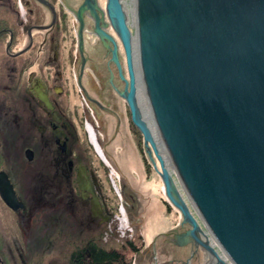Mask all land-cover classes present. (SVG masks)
Here are the masks:
<instances>
[{"label":"water","instance_id":"1","mask_svg":"<svg viewBox=\"0 0 264 264\" xmlns=\"http://www.w3.org/2000/svg\"><path fill=\"white\" fill-rule=\"evenodd\" d=\"M90 2L85 0L96 29L114 43L119 67L116 43L100 29ZM130 5L134 34L122 0L105 3L126 58L128 79L119 67L121 96L165 200L180 215L175 228L160 233L170 243L159 236L155 245L171 258L190 249L182 264L195 254L192 264L205 257V264H264V0ZM134 52L151 122L137 101ZM168 166L175 168L188 202ZM78 182L83 187L80 176Z\"/></svg>","mask_w":264,"mask_h":264},{"label":"flooded vegetation","instance_id":"2","mask_svg":"<svg viewBox=\"0 0 264 264\" xmlns=\"http://www.w3.org/2000/svg\"><path fill=\"white\" fill-rule=\"evenodd\" d=\"M90 5L128 79L105 5ZM114 48L85 0H0V264H78L82 248L101 246L108 234L116 210L112 150L124 157L131 141L144 164ZM118 189L128 199L124 181ZM57 241L68 251L65 263L47 259Z\"/></svg>","mask_w":264,"mask_h":264},{"label":"rangeland","instance_id":"3","mask_svg":"<svg viewBox=\"0 0 264 264\" xmlns=\"http://www.w3.org/2000/svg\"><path fill=\"white\" fill-rule=\"evenodd\" d=\"M98 1L103 6L106 3V0H98ZM122 1L125 2V6L127 8L128 21L129 23H132L133 20H132L130 0H122ZM111 26L112 24L109 27ZM112 29H114L113 26ZM131 136L134 139L135 143L139 142L140 147L142 149V156L143 158L145 157L147 159L148 164L150 165L149 176L146 179L143 173H141V175H138L137 172L134 173L135 176L134 179H136V181L138 182L137 183L138 185L137 184L136 185L140 188V191H142L143 195L141 194V196H138V202L136 205H133V207L130 206L132 205L130 200L125 199L127 196L125 197L124 195H121L122 196L121 197L115 194L113 199L114 203L116 204L115 214L113 216V219L109 223V226L104 227L106 230H108V234L104 235V237H102L99 240L100 241L99 244L105 248L118 249L125 257V261L127 264H163V262H165L166 260L171 259V256L164 255L162 250L155 245V238L159 237L161 235L160 233L162 232L166 233L169 230L175 228L180 222V215L177 212V210L169 204L170 206L169 211H167V215L164 218H162V220L153 221L152 217L146 216L148 215V211L144 212V209L146 208V206L149 205V201H148L150 198L149 195L151 196L159 195L163 199H165V196L162 190V183L159 178V175L153 170V167L149 159L147 158L145 148L143 145L142 134L140 132H137L136 135H131ZM134 166H136V164ZM116 174L117 173L115 172L114 178L118 182V185H120L121 177L117 176ZM131 190L134 191L136 190V188H134L133 186V189L131 188ZM127 191L129 192V190ZM152 198L154 199L155 197ZM121 200L124 203V208H123L124 212H122L121 210L120 213L118 205L121 202ZM144 203H146L147 205L145 204L144 206ZM158 229L159 232H156L158 231ZM145 230L148 231L151 230L150 233H154V234L149 239H146L144 238L143 235V233H145ZM127 240L132 241L133 245L137 248L136 251H133L131 249V247L127 243ZM53 249H54L52 252L53 255L50 256L45 255L47 256V259L56 257L58 261H63L65 263L67 258L65 253H68L67 249H64V246L58 241L56 244H54ZM37 257L38 256H36L33 259V261H37L38 259ZM43 261H44L43 264H48L47 260L43 259ZM170 262L172 263V261Z\"/></svg>","mask_w":264,"mask_h":264},{"label":"crops","instance_id":"4","mask_svg":"<svg viewBox=\"0 0 264 264\" xmlns=\"http://www.w3.org/2000/svg\"><path fill=\"white\" fill-rule=\"evenodd\" d=\"M123 147L125 148L124 157H122V155L121 156L118 155V153H116L115 150L114 151L112 150V156L114 158V163L117 166L115 167L114 171L122 175V179L120 181L121 182L124 181L126 183V186L128 187L129 192H132L130 193L129 200L132 205H136L138 202V196H141L142 191H140V188L137 186L138 182L136 181V179H134L135 177L134 173L137 172L138 175H141V173H143L146 179L148 178V176L145 172L144 165L141 162L137 154V150L133 142L125 143ZM135 164L136 166H134ZM133 186L134 188H136V190H134L135 192L131 190V188L133 189ZM149 197H150L148 200L149 205L146 206V208L144 209V212L148 211V215L146 216L152 217L153 221L160 220L161 218L165 217L167 215V210H166L164 203L161 200V197L159 195L157 196L149 195ZM152 197H155V198L153 199ZM145 204L146 203H144V206ZM150 231L151 230L149 231L145 230V233H143L144 238L149 239L154 234V233H150ZM156 232H159V229Z\"/></svg>","mask_w":264,"mask_h":264},{"label":"trees","instance_id":"5","mask_svg":"<svg viewBox=\"0 0 264 264\" xmlns=\"http://www.w3.org/2000/svg\"><path fill=\"white\" fill-rule=\"evenodd\" d=\"M136 144L140 150H142L139 142ZM143 161L145 172L147 176H149L150 165L145 157ZM161 200L166 206V210L169 211V204L165 199L161 198ZM127 243L133 251L137 250L132 241L127 240ZM82 253L81 261H79L78 264H127L123 254L116 248H105L103 246H97V244H88L82 248Z\"/></svg>","mask_w":264,"mask_h":264},{"label":"bare ground","instance_id":"6","mask_svg":"<svg viewBox=\"0 0 264 264\" xmlns=\"http://www.w3.org/2000/svg\"><path fill=\"white\" fill-rule=\"evenodd\" d=\"M122 5H123V7H124V11H125V14H127V8H126V6H125V2H123L122 1ZM127 21H128V19H127ZM128 26H129V28H130V30H131V32L134 34V26H133V22L132 23H129V21H128ZM133 29V30H132ZM136 43V41L134 40V49H135V51H136V49H137V44H135ZM134 61H135V70H136V82H137V88H138V94H137V101H138V104H139V107H140V110H141V113L146 117H148V120L150 121V119H149V117L150 118H152L151 117V114H150V112H149V108H148V102H147V93H146V90H145V87H144V85H143V83H142V79H141V71H140V67H139V63H138V61L136 60V52H134ZM141 79V80H140ZM151 122V121H150ZM152 124V123H151ZM153 127H154V125H153ZM158 137V136H157ZM157 139V138H156ZM158 139H159V144H160V139L161 138H159L158 137ZM160 146H161V144H160ZM96 148L97 149H99V147H98V145L96 144ZM161 153H162V155H163V157L165 156L166 157V149L163 147V146H161ZM99 153L101 154V152H100V150H99ZM167 160V164H168V162H169V158H167L166 159ZM169 164H171V163H169ZM169 167V170L171 171V175L173 176V178H174V180H175V182H176V185H177V187H178V189L180 190V192L182 193V195H183V197H184V199L186 200V202H188V199H187V197H186V195L184 194V191H183V189H182V187L180 186V184H179V181L177 180V178H175L176 176H175V174H176V172H175V168L173 167H171V166H168ZM114 188H115V190H116V192H115V194H117L118 196H121L120 195V192L118 191L119 189H118V182L114 185ZM122 197V196H121ZM127 200H129V199H127ZM129 203V202H128ZM132 207H133V205H132ZM118 208H119V211H120V213H121V210H122V212H124V203H123V201L121 200V202L119 203V205H118ZM117 208V209H118ZM193 211V210H192ZM194 212V211H193ZM194 216L196 217V214H195V212H194ZM164 218V217H163ZM197 218V217H196ZM160 220H162V218L160 219ZM226 263H231L229 260H228V258H226V261H225Z\"/></svg>","mask_w":264,"mask_h":264}]
</instances>
